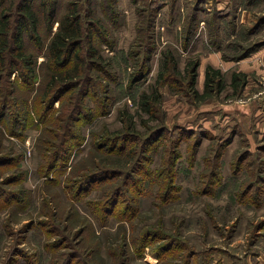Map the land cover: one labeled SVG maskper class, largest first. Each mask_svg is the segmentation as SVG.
<instances>
[{
  "label": "rangeland",
  "instance_id": "374dc122",
  "mask_svg": "<svg viewBox=\"0 0 264 264\" xmlns=\"http://www.w3.org/2000/svg\"><path fill=\"white\" fill-rule=\"evenodd\" d=\"M18 1L0 0V15ZM55 1L58 20L79 13L102 32L110 68L100 91L78 87L32 114L59 23L46 22L52 0H27L41 18L38 35L24 29L39 78L10 86L0 109V264H264V0H116L117 26L113 0ZM92 65L83 82L101 75ZM154 91L151 114L140 96ZM154 128L166 131L146 145ZM102 168L128 169L85 181Z\"/></svg>",
  "mask_w": 264,
  "mask_h": 264
},
{
  "label": "trees",
  "instance_id": "16d2710c",
  "mask_svg": "<svg viewBox=\"0 0 264 264\" xmlns=\"http://www.w3.org/2000/svg\"><path fill=\"white\" fill-rule=\"evenodd\" d=\"M27 3V0H19L15 5L12 4L13 8L11 7L9 10H6L0 15V83H2L4 79H8L6 92L5 90L0 91V109H3L5 105H9L10 97L12 98V96L15 94L14 90L11 91V87H19L21 81H23L24 83L36 82L39 78L37 77V75H35L36 58L33 54L28 53L24 47V29L26 27H29L32 34L38 35L41 18L39 17V15H37L39 13L36 12L31 4ZM57 3L58 1L52 0L50 9H47V6L44 7L43 12L47 13V16H45L47 23H55L58 20L57 14H59V11L58 9H55ZM71 5H73V3ZM109 9V17L111 21L110 25L117 26V21L115 20V14L117 13L116 0H113V3L109 5ZM71 14L72 15H64V17L58 20V30L54 33V36L48 45L46 53L47 62L44 63L41 67L42 76L38 93L39 95L30 102L31 105L28 103V109L30 112L33 111L32 114L36 115L39 113L40 115L48 108L50 110L51 105H53L57 99L61 98L63 94L68 92L71 93L75 90L77 91L78 87H80V91L78 90L80 95L84 97L90 95V90L88 89H90L92 86L100 91L98 81H102V74L110 68V64L104 65V68H101L102 61L104 59L103 56L99 54V50L95 46V37H100V35H102V32H92V20H89L92 24V27L89 28L90 30L89 32H87L85 27H83L84 24L82 23L81 14H75L74 12H72ZM91 16L92 13L89 10V13L86 17H89L91 19ZM192 26H195V24H191L192 30H190L191 35L189 34V38L192 37V34L194 32ZM153 29L154 23H151L148 26V36H146L148 39H151L149 37L150 35H152ZM84 31L88 33L87 36L84 35ZM102 43H104V41H102ZM84 45L88 48L86 52H84L82 48ZM87 58H90L92 60L93 65L91 67V70L97 71L101 75L97 80H91V78H88L83 82L81 78L85 74L83 66L85 64V59ZM165 62L168 63H165L166 69L168 67L169 71L179 73L177 62L172 54L167 55ZM144 66H141L138 70V74L135 75L136 80L143 77V71H145ZM195 68L196 67L194 66L192 68V71ZM146 70H148V68ZM15 72H17L15 80L11 82V76L15 74ZM210 73L211 71H209V76ZM163 75L164 74L161 73V77ZM216 75L217 74L215 73L214 77H216ZM164 78L165 77L163 76L161 78L162 80H159L160 86L164 85L167 82ZM107 80H109V78ZM214 81H216V78L211 79L210 76V78L206 81L205 89L207 90L210 86V83ZM82 85L85 87V89L82 88ZM218 85H220V81L218 82ZM190 87L191 89H193V85H191ZM30 90L32 91L33 89ZM158 99L159 95L156 91L152 92L151 94L145 92L140 96V102L143 109L151 114L153 111V104L159 101ZM83 101L84 99L82 98L80 100L81 105L83 104L82 107L78 105L75 108V111H84L85 107ZM39 106L41 107V109L39 110L40 112H38L37 108ZM3 114L4 112H0V123H2V119L4 118ZM165 131L166 130L163 128H154L150 133V136L145 139L146 145H148L150 142H153L155 138L163 135ZM139 138L141 137L134 138L132 142L135 143L134 141L141 140ZM121 140L128 141L129 137L123 136L117 139V141ZM109 144H112V142L105 143L102 147H107ZM135 151L136 150H121L118 154L121 156L125 154L127 158H135ZM137 165L139 164L134 163L133 161L132 166L130 167V170H132L131 173H134V169H137L138 167ZM51 167H54L53 164L51 165ZM121 169L111 170L109 168H102L101 171L91 175L90 179L88 176L87 180L85 181L91 179L93 181L94 179L102 178V176L118 177L113 173H124L127 171H123ZM117 196H119L118 193L106 195L107 199L105 200V203L113 202L112 200L116 199ZM105 203L104 205H106Z\"/></svg>",
  "mask_w": 264,
  "mask_h": 264
}]
</instances>
